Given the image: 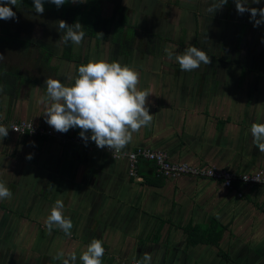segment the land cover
Wrapping results in <instances>:
<instances>
[{"label": "crops", "instance_id": "0c3cea01", "mask_svg": "<svg viewBox=\"0 0 264 264\" xmlns=\"http://www.w3.org/2000/svg\"><path fill=\"white\" fill-rule=\"evenodd\" d=\"M157 1L123 0L135 26L130 40L125 28L122 37L108 40L85 35L82 44H72L71 54L62 52V40L52 33L44 35L52 50L49 57L42 54L41 38L35 45L30 36L28 48H5L18 52V59L0 62V88L4 74L16 83L12 91H0V117L5 122L32 120L54 130L46 123L45 106L37 103L46 95L45 80L71 86L80 65L119 61L139 71L138 89L152 92L147 98L151 125L134 133L123 151L162 150L171 162L235 173L264 170V153L250 132L254 122L264 123V67L255 68V57L264 64V43L259 37L243 38L252 26L238 30L224 25L229 20L218 17L219 10L217 20L210 15L203 22L196 6L191 10L181 1ZM110 8L104 5L102 15L108 16ZM193 45L211 63L190 72L181 71L175 55L169 60L164 51L168 47L181 54ZM79 132L75 128L60 134L81 139ZM137 174V179L130 177L125 161L98 151L8 130L0 140V180L12 191L10 199L0 200L5 217L0 226L7 228L4 249L11 247L15 234L14 250L30 254L28 264H62L52 259L60 250L75 252L82 264L79 256L92 239L103 241L102 264H136L145 252L155 254L151 264H264L263 187L242 188L239 198L217 182L158 177L147 162L139 163ZM57 199L73 222L71 237L58 228L49 234L45 227ZM187 232L206 237L210 232L209 237L219 234L221 239L217 246H192Z\"/></svg>", "mask_w": 264, "mask_h": 264}, {"label": "clouds", "instance_id": "9594fccd", "mask_svg": "<svg viewBox=\"0 0 264 264\" xmlns=\"http://www.w3.org/2000/svg\"><path fill=\"white\" fill-rule=\"evenodd\" d=\"M23 0H0V19L15 20L16 13L11 6L22 4ZM84 2V0H33L34 10L43 14L45 3L54 4L60 8L66 3ZM238 14H250V22L254 27L264 24V8L248 7L249 0H233ZM259 4L261 0H251ZM228 0H213L206 9L209 13H216L227 5ZM259 17V18H257ZM58 31L64 35L60 38L65 45L69 43L80 45L84 41L85 31L81 23L72 25L60 20ZM103 37V33H96ZM264 43V40H262ZM165 54L169 60L178 62L181 71L190 72L198 69L201 64L209 65L211 58L204 50L196 46L186 47L181 54H174L168 47ZM5 56L0 54V61ZM140 73L129 65H122L119 61L90 60L78 67V76L74 84L66 86L59 79L45 80L46 95L37 100L45 106L46 123L56 132L67 133L70 129L79 128V136L87 144L89 140L100 149L107 148L113 154H120L133 140V134L141 128L149 127L153 115L149 113L147 98L152 95L150 89L140 90ZM2 91V88H0ZM9 128L0 123V140L8 136ZM91 135H87L88 133ZM253 143L261 153H264V123H253L250 128ZM27 159H32L29 154ZM12 191L6 182L0 180V200L10 199ZM65 205L57 199L45 219V227L49 234L54 228L60 229L65 236H72L73 222L64 214ZM101 239H92L86 250L79 256L82 264H102L105 248ZM62 264H77L75 252L67 255L60 250L52 257ZM151 254L145 252L136 264H151Z\"/></svg>", "mask_w": 264, "mask_h": 264}, {"label": "trees", "instance_id": "16d2710c", "mask_svg": "<svg viewBox=\"0 0 264 264\" xmlns=\"http://www.w3.org/2000/svg\"><path fill=\"white\" fill-rule=\"evenodd\" d=\"M104 5H110L111 7L110 14L108 16L102 15V7ZM11 7L16 15H20L17 18V21H4L0 19V46L3 48L5 47L7 40H11V43L23 45L28 48V44L30 43L31 39V31L34 28V24L20 21V18L26 14L42 15L44 19H49V23L47 24L48 31H51V33L56 35L58 39L64 35L62 31H58V23L60 20L66 21L69 25H72L74 22L78 21L83 25V30L85 31L86 36L96 39L99 38L100 40H108L111 35L113 38L122 37L125 33V28L129 29L126 31V37H130V40L135 31V26L131 24L129 19V8L123 4V0H84V2L78 3L69 2L60 8H57L54 4L45 3V11L43 14H37L35 12L33 0H23L22 4H19L16 7ZM96 33H103V37H98ZM21 36H23L25 39L24 41L19 38ZM117 43L118 42H114L116 46ZM42 45L44 46L42 50L43 56H48V54L52 53L48 41H43ZM129 47H131V43ZM62 52L65 54H71L72 44L69 43L68 45H65L63 43ZM68 58L70 57L68 56ZM1 79L3 83L2 90L9 89L12 91L16 86L14 77L11 75L8 76L4 74ZM237 185V183L234 184V186ZM0 209H4V206H0ZM187 233V242L192 246L201 242L207 245L217 246L219 244L218 241L221 239L219 234H215L214 237H209L210 232H208V237H206L205 234L203 236H199L194 233L191 234V232Z\"/></svg>", "mask_w": 264, "mask_h": 264}, {"label": "built area", "instance_id": "2783aa9c", "mask_svg": "<svg viewBox=\"0 0 264 264\" xmlns=\"http://www.w3.org/2000/svg\"><path fill=\"white\" fill-rule=\"evenodd\" d=\"M0 123L6 125L12 134L18 136H27L34 138H46L57 140L62 144H74L83 146L88 150H95L105 154L114 161H125L128 167V175L133 178H138V165L141 162H149L153 166V172L156 176L169 180H177L182 177L207 180L218 182L226 190L236 192L237 197H241L240 192L242 188H264V170L259 169L254 172L235 173L226 169L215 167L194 166L185 162L175 163L169 160L166 152L162 150H154L150 148H137L134 151L125 152L120 154H113L107 148L100 149L96 144L85 142L77 137H66L60 133L36 125L31 120H16L5 122L0 117ZM237 183V186L234 184Z\"/></svg>", "mask_w": 264, "mask_h": 264}, {"label": "rangeland", "instance_id": "374dc122", "mask_svg": "<svg viewBox=\"0 0 264 264\" xmlns=\"http://www.w3.org/2000/svg\"><path fill=\"white\" fill-rule=\"evenodd\" d=\"M155 1L156 0H151V3L153 4V3H155ZM180 1H181V4L185 5V7H187L188 9H191V8L194 9V7L196 6L197 9H195V10L199 14L198 19L203 20V22L209 21L210 15H212V18L214 20H217L218 15H219L218 17L222 16V19L226 15L229 19L230 25L235 26L236 28H238V30L241 29L242 25L247 26V27L252 26L251 31L249 29H246L244 31V33L242 34L243 38L259 37V39L264 40V24H261L260 26L254 27L253 23L250 22V14L247 12L244 13L243 15L238 14V12L236 11L235 4H234L233 0H228V3H227V5H225L223 10L218 11V15H214V13H209L206 11V9L213 3V0H178V3H180ZM157 2L160 3V0H158ZM247 6L248 7H255V8H264V0H261V2L259 4H254L251 2V0H249V3ZM222 12H224V13L221 15ZM19 15L20 14L16 15V17L18 18ZM26 15L21 17L20 21L34 24V28L31 31V37H32L31 40L33 41V44L37 45L39 38H41V41H44L45 36H43V35L51 33V31H48V26H47V24L49 23V21H48L49 19H44L42 17V15H32V14H26ZM257 18H259V17H257ZM17 20L18 19H15V20L10 19L9 21H17ZM4 21H6V20H4ZM45 29H46V31H45ZM41 32H42V35H41ZM231 32H232V29H231ZM240 33H241V31H240ZM237 34H238V31L234 36H236ZM46 40H48V37L46 38ZM11 42H12L11 40H7L5 47L3 49L0 48V54H3L5 56L4 60L0 61L1 63L7 62L9 64H14V62L18 59L16 57L18 52L15 53L12 49H10L9 51L5 50V48H13V47L18 45L16 43H11ZM177 42H178V44L181 45V40H178ZM32 51L38 52L34 47H33ZM248 53H250V52H248ZM250 59H252V58H250ZM255 60L258 61L255 63V65H256L255 68L262 69L264 67V64H261V62H259V60H257L256 57H255ZM12 207L15 208L14 206H12ZM10 208H11V206H10ZM1 218L3 220H5V217L4 216L2 217V214L0 212V219ZM8 222L9 221H7V223ZM9 224L11 227H13L11 225L12 223L9 222ZM6 230H7V228H5L4 225L2 227L0 226V264H15L14 260H16V258L19 262H21L23 260V262H22L23 264H28L30 262V256H29L30 254L20 255L18 252H16V250H14L15 243L17 242V239L14 237L15 234H12L13 236L10 239L11 247L10 248L8 247L7 250L4 249L3 246L5 244L3 243V241L5 242ZM39 255L43 256V254H40V252H39ZM154 256H155V254H154ZM154 256L152 255V258H154ZM31 257H35V254L31 255ZM7 259H8V261H7Z\"/></svg>", "mask_w": 264, "mask_h": 264}, {"label": "flooded vegetation", "instance_id": "af4514ba", "mask_svg": "<svg viewBox=\"0 0 264 264\" xmlns=\"http://www.w3.org/2000/svg\"><path fill=\"white\" fill-rule=\"evenodd\" d=\"M224 7H225V6H224ZM226 17H227V16H226ZM227 19H228V17H227ZM228 20H229V19H228ZM227 24H230L229 21H228V23H226V24H224V25H227Z\"/></svg>", "mask_w": 264, "mask_h": 264}]
</instances>
